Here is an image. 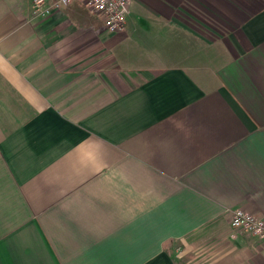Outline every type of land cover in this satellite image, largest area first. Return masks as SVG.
Segmentation results:
<instances>
[{
  "label": "crops",
  "instance_id": "0c3cea01",
  "mask_svg": "<svg viewBox=\"0 0 264 264\" xmlns=\"http://www.w3.org/2000/svg\"><path fill=\"white\" fill-rule=\"evenodd\" d=\"M54 2L56 0H47ZM0 0V264H264V0Z\"/></svg>",
  "mask_w": 264,
  "mask_h": 264
},
{
  "label": "built area",
  "instance_id": "2783aa9c",
  "mask_svg": "<svg viewBox=\"0 0 264 264\" xmlns=\"http://www.w3.org/2000/svg\"><path fill=\"white\" fill-rule=\"evenodd\" d=\"M133 0H84L87 7L94 13L102 15L106 27L110 32L117 33L126 29L127 17ZM71 0H33L32 15L34 17H48L58 10L62 4H69ZM231 238L240 234L250 233L264 239V217H259L243 208L232 211Z\"/></svg>",
  "mask_w": 264,
  "mask_h": 264
}]
</instances>
